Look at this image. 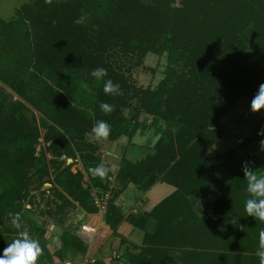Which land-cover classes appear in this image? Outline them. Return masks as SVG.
I'll return each mask as SVG.
<instances>
[{"label": "trees", "instance_id": "obj_1", "mask_svg": "<svg viewBox=\"0 0 264 264\" xmlns=\"http://www.w3.org/2000/svg\"><path fill=\"white\" fill-rule=\"evenodd\" d=\"M92 1L32 0L19 9L16 21L0 19V81L20 97L11 102L0 93V222L22 210L30 194V172L47 174L43 154L36 155L40 131L27 104L42 115L49 152L74 157L73 142H83L92 118L105 115L100 110L108 96L102 95L104 81H96L92 70L107 69L104 80L119 84L122 92L130 81L111 62L109 50L121 46L138 54L168 52L172 66L165 81L142 94L150 102L146 112L165 123L162 139L144 160L122 159L113 184L104 182L109 176L95 177L89 188L82 173L70 167L58 172L63 193L57 213L65 219V210L77 206L98 214L92 190L96 197L109 193L105 222L118 238L124 215L117 201L128 186L147 192L166 184L174 188L169 196L150 212L128 217L130 225L145 233L144 247L135 252L127 247L119 255L121 263L259 264L256 252L264 223L245 211L249 194L242 165L252 162L257 175H264L259 143L264 136L257 134L264 122L233 151L214 158L207 152L223 135L210 124L238 101L240 91L254 81L249 77H262L264 83V67L261 72L254 61L255 54H264V28L258 26L264 18L262 0H254L258 9L252 0H184L180 6V0H105L98 15L91 16L87 7ZM246 6L260 16L257 26L256 16L245 15ZM38 89L45 90L42 102L34 97ZM109 124L111 135L127 134L123 124ZM78 151L84 168L104 165L88 143ZM207 201L210 210L202 207ZM21 218L28 230L35 225L27 212ZM41 240L38 264H51ZM60 241L58 257L88 252L76 229L64 231Z\"/></svg>", "mask_w": 264, "mask_h": 264}, {"label": "rangeland", "instance_id": "obj_2", "mask_svg": "<svg viewBox=\"0 0 264 264\" xmlns=\"http://www.w3.org/2000/svg\"><path fill=\"white\" fill-rule=\"evenodd\" d=\"M31 1L32 0H0V19L4 22L16 21L19 9L22 6L29 4ZM183 1L184 0H180L177 6H180V3H182ZM188 1L190 2V0ZM143 2L156 4L155 2H153V0H143ZM262 2V8H264V0H262ZM104 3L105 0L92 1L90 6L87 7L88 13L91 16H97ZM250 4L254 6L253 9L260 8L258 6L256 7V1L254 0H252V3ZM156 6L159 11L163 10L164 6L162 4L158 3ZM250 9L251 6H246L244 8V13L245 15H247V17L250 14H252L254 17L256 16L254 22V24L256 25L257 22L259 23L260 16L252 13ZM263 20L262 23L260 21V25H258L262 28H264ZM200 33L203 32L200 31ZM217 50L218 49H216V51ZM109 54L111 56V62L116 65L117 70L127 76L130 81L129 83L127 82L126 90H124L121 95H116L113 97L109 95L106 97L104 96L103 102L108 104H111V102L114 103V111L111 112L109 116H106V114L104 116H101L102 114H100L99 116H97V118L93 117L91 125L93 127V125L98 120H104L107 123L114 121V123L123 124L125 126V132L127 134H110L107 140L97 141L92 136L90 130V132L86 134L83 142L80 140H78L77 142H73V147L76 151L74 157H69L64 154L61 156H54L48 150V148L51 146V143L46 142L44 139L47 130L42 128L40 124L42 115L38 113V111L32 106L27 104L28 108L31 110L30 113L35 115L40 131V144L37 146L36 155L37 157H40L43 154L42 163L45 164L47 168V174L40 176L36 172V170H32L30 172V194L28 199L22 202V210L20 211V213L23 214L24 212H27V215L35 223L34 226H29L30 235L40 241H42V237L45 239L46 245L44 246L52 256L51 264H93L94 261L97 262V258H93L88 253L84 254L82 256V259L74 258L71 256L58 257L55 254L59 248H56L54 237L58 236L59 238L64 231L70 230L69 224L71 223L70 221H73V217L71 216L77 215L78 211L81 210L78 209L77 206L74 209L67 208L65 210V219L58 215L57 205H62V199L59 198V195L63 192L56 182L55 175L58 172L64 171L67 167H70L73 173H82L84 175V186L90 187L88 179H85L86 174L83 170V167L80 165L81 161L79 159L78 150L80 147H83V143H88L89 145L95 147V149H97L100 154H103V152L105 153L111 151L113 144L121 145L122 149H127V154L122 159L126 158L132 163H137L144 160L151 154L152 149L162 139L163 131L166 132L165 123L161 121V117L155 114L153 115L151 114V112H146V109H150V102H145L143 93L145 91H155L157 87L165 81L167 70L170 66H172V64L168 62L170 59V54L168 52H164L161 54H155L151 52H148L146 54H138L121 46H116L115 48L110 49ZM254 61L255 63H258L260 65V70L262 72V67H264V54H255ZM258 78V76H252L249 77L250 80L246 79L249 81H254L248 86L247 89L240 91L239 99L233 106H231L226 112L221 114L218 118H216L214 122L210 124V129L218 130L223 133L222 138L207 152V155L210 158L223 155L238 148L245 142L246 139L253 135L256 127L264 122V110H262L260 113H253L250 110V101L258 91L259 85L262 83V77H260L259 79ZM44 91L45 90L43 89H38L35 92L36 94L34 93V97L40 102L43 101L41 95L44 93ZM0 93L1 95L6 96L8 101H20V97H18L6 85L2 84L1 81ZM102 95H104V92L102 93ZM6 102L7 101H5V103ZM45 118L49 120L47 117ZM112 129L114 130L113 127H111V131H113ZM116 177L117 175L113 177L112 181L108 177L104 180V182L113 184L116 182ZM163 187H166L164 196H169V193L174 190V188L170 187L169 185H164ZM132 189H134L133 192H129L128 196L129 205L135 203V201L132 199L133 195L139 197H142L141 195H143L133 186ZM161 196L163 195H160L159 197ZM155 198L156 196H151V203H147L146 205L145 203H139L140 205L138 209L146 210L151 208L153 206L152 204H155ZM110 199V194L106 193L98 203L96 202V206L99 211L103 209L102 203L105 202L106 206H108ZM202 207L205 210H210V201L204 203ZM12 216L13 214H8V218H4L0 222V255L3 254L4 248L7 247L8 243H11L12 239L18 238V232L12 226L11 220L9 219ZM82 221H84L85 223L86 220L83 219ZM25 223L26 222H24V224ZM87 231L88 233L95 234L97 232V229H95V227H88ZM77 233H79L78 229ZM118 256L119 253L115 252L111 256V258L112 260L119 261V259L117 258Z\"/></svg>", "mask_w": 264, "mask_h": 264}, {"label": "crops", "instance_id": "obj_3", "mask_svg": "<svg viewBox=\"0 0 264 264\" xmlns=\"http://www.w3.org/2000/svg\"><path fill=\"white\" fill-rule=\"evenodd\" d=\"M127 154V149H122L121 145L113 144L112 150L108 152H103L101 154L102 156V162L104 163V166L109 169L106 176H109V179H113L115 177L121 166L122 158ZM80 165L83 167V170L85 171V179L87 178L89 183H91V178L99 177L96 176L91 169H94L97 165H90L89 167H86L84 169V166L82 163ZM116 179V178H115ZM166 184H157L153 186L149 191L142 192L138 190L136 186L133 184H130L126 191L122 194V196L118 199L117 205L122 210L124 215V221L118 228V238H115V234L112 232V230L106 225L105 222V213L107 211V207L105 209L100 210L98 214H86L85 211L79 210L77 215H73V221H70L69 228L71 229H78L77 235L78 237L85 242L88 245V254L92 256L93 258H97L98 261H102L105 264H123L120 261L112 260L111 256L117 252L120 253L123 252L127 247H132V251H140L142 247H144V238L145 233L141 230L136 229L132 225L128 223V217L131 215H138L140 212H150L154 207H156L162 200H164L167 196L165 195L166 187H163ZM132 186L136 188L138 191H140L143 195L142 197L133 195L132 199L135 201L134 204L129 205V192H133L134 189H132ZM90 187L91 184H90ZM89 187V188H90ZM171 187V186H170ZM160 188V189H159ZM173 188V187H172ZM93 191V197L96 199V202L103 198V196L96 197V190ZM174 191V190H173ZM172 191V192H173ZM171 192V193H172ZM169 193V194H171ZM160 195H163L159 197ZM167 195V194H166ZM156 196L154 199L153 206L146 210H139V203H151L150 197ZM158 196V197H157ZM98 203V202H97ZM87 215V216H86ZM86 216V217H85ZM85 219L84 221H82ZM88 225V226H86ZM83 227H89L97 229V232L94 233H86L82 232ZM55 236V235H54ZM53 238V237H52ZM54 243L56 245V248H60L61 241L60 237L58 236L54 237ZM126 243V244H125ZM82 254L77 255L75 258H83ZM120 257V256H119ZM119 259V258H118ZM96 261H94L93 264H95Z\"/></svg>", "mask_w": 264, "mask_h": 264}, {"label": "clouds", "instance_id": "obj_4", "mask_svg": "<svg viewBox=\"0 0 264 264\" xmlns=\"http://www.w3.org/2000/svg\"><path fill=\"white\" fill-rule=\"evenodd\" d=\"M45 2L51 4L52 0H45ZM107 75V69L102 67L95 68L91 72V76L96 81H104L103 91L106 95H121L122 90L119 84L113 83L111 79L104 80ZM100 110L104 114H110L114 111V105L101 102ZM250 110L253 113H260L264 110V83L259 85L258 91L251 99ZM91 134L97 141L107 140L111 134V126L104 120H98L91 128ZM257 134L264 136V128H261ZM259 143L261 150L264 151V140ZM251 164L252 162L245 161L242 165L243 176L247 181L246 191L249 194L244 207L247 216L264 223V175H257ZM91 171L103 179L109 169L101 164ZM11 224L18 231V238L4 248L3 254L0 255V264H38L39 258L43 255L40 241L30 235L28 228L22 223L20 213L12 216ZM256 255L259 258V264H264V230L259 232V246Z\"/></svg>", "mask_w": 264, "mask_h": 264}, {"label": "built area", "instance_id": "obj_5", "mask_svg": "<svg viewBox=\"0 0 264 264\" xmlns=\"http://www.w3.org/2000/svg\"><path fill=\"white\" fill-rule=\"evenodd\" d=\"M97 202H99V201H97ZM105 207H106V203L104 202V203H102V208L105 209ZM87 229H88L87 227H83L81 231L88 233ZM117 258H119V256ZM67 264H71V263H67Z\"/></svg>", "mask_w": 264, "mask_h": 264}]
</instances>
